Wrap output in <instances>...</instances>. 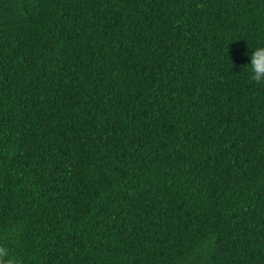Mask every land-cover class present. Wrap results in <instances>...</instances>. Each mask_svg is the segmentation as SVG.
Returning <instances> with one entry per match:
<instances>
[{"label":"trees","instance_id":"16d2710c","mask_svg":"<svg viewBox=\"0 0 264 264\" xmlns=\"http://www.w3.org/2000/svg\"><path fill=\"white\" fill-rule=\"evenodd\" d=\"M264 0H0V260L264 264Z\"/></svg>","mask_w":264,"mask_h":264},{"label":"clouds","instance_id":"9594fccd","mask_svg":"<svg viewBox=\"0 0 264 264\" xmlns=\"http://www.w3.org/2000/svg\"><path fill=\"white\" fill-rule=\"evenodd\" d=\"M246 55L248 60L242 70L248 81L256 85H264V44L248 45ZM0 264H15V260L6 257L4 260H0Z\"/></svg>","mask_w":264,"mask_h":264}]
</instances>
